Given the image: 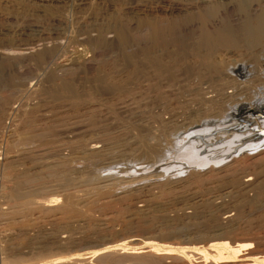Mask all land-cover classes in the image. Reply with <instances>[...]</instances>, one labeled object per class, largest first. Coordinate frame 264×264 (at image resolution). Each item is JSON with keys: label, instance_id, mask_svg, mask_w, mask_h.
Wrapping results in <instances>:
<instances>
[{"label": "rangeland", "instance_id": "1", "mask_svg": "<svg viewBox=\"0 0 264 264\" xmlns=\"http://www.w3.org/2000/svg\"><path fill=\"white\" fill-rule=\"evenodd\" d=\"M248 11L264 0H0V264H201L218 237L264 255V146L181 174L157 153L264 97ZM147 243L171 255L91 257Z\"/></svg>", "mask_w": 264, "mask_h": 264}, {"label": "bare ground", "instance_id": "2", "mask_svg": "<svg viewBox=\"0 0 264 264\" xmlns=\"http://www.w3.org/2000/svg\"><path fill=\"white\" fill-rule=\"evenodd\" d=\"M256 7H257V5H256ZM257 9H255V11ZM260 10L261 9H258V11H260ZM255 11H253V12H255ZM250 13L251 12L248 11V13L245 14V17L243 19V28H241V29L239 28V29H240L242 36L243 37L245 36V38L247 39L246 43L248 41L247 44L252 45L254 43L256 46L258 44V43L256 44L257 41H259V43H260V40L262 41L264 39V12H259V13L256 12L257 14H255V13L250 14ZM185 23H187V22L184 21V24ZM172 25L174 26V24H172ZM173 26H172V29H174V27L176 28V24L174 27ZM178 26H179V24H178ZM226 30H229V29H226ZM223 32H224V30H223ZM232 32H235V31H232ZM219 34H220V31H219ZM224 34L226 35L228 33H224ZM228 35H230V37H226V38L230 39L232 36L231 33H229ZM222 36L220 34L221 42L223 43L225 40L222 38ZM233 36H232V39H233ZM236 36H238V34ZM239 36H240V34H239ZM217 37L219 38V36H217ZM220 38H219V40H220ZM232 39H230V40H232ZM215 41L218 42V39L217 40L215 39ZM221 42H218V43H221ZM228 42H230V41H228ZM231 42L234 43L235 40H234V42H233V40ZM258 45H257V47H258ZM263 48L264 47L262 46V50H264ZM260 55H262V54H260ZM231 97H233V96L226 97V99L231 98ZM242 99H244V98H242ZM235 101H237V102L233 103L234 105L230 104L231 106H226L225 105L226 102L223 105H220L218 107V111L216 113L215 112L213 113L214 114L213 118H212V116L210 118L206 117L208 119L204 120V121H206L204 123L206 125L205 130L207 128H209L208 126H211L210 129H207L206 131L202 129L200 131L192 132V130L194 128H197V127H196V125L194 128L191 126L193 128V129H189V131L191 130V133L189 131H188L189 133H187L183 130L182 132H185L184 134L182 133L183 136H180V138H178V140L174 141L173 148H172L171 152H169V150L168 151L164 150L165 147H163V149H161L162 147L161 148L159 147L160 150L157 151L158 159H159V157H161V158L164 157L162 159H167V158L170 159V161L166 160V161H169L170 164H167V165L162 166V167L160 166V168H163V169H159V170L160 171L163 170L164 173H166V174L169 173L171 170L176 171V172L180 171L179 173L181 174V172L184 169L189 170V171L194 170V171L201 172L202 169H205L208 167V169L210 171V169L215 170L214 168H217L216 166H218V163L222 162V160H221V162H219V160L217 159L218 156H222L221 158L225 160V158H228L229 155L234 154L233 153L234 151L235 152L237 151L236 153H239V155L240 154L242 155L245 153L247 154L248 152L251 155L257 154V151H258L257 149H261L264 146V97H261V98L259 97L257 99L255 98V99L250 100V101L245 100V99L244 100L238 99ZM235 101H233V102H235ZM199 117H200V115H199ZM195 124H197V123L195 122ZM182 127H183V125L181 126V128ZM156 141H157V139H156ZM163 141H165V140H163ZM156 145H159V143ZM170 147H171V145H170ZM94 149H95V147H94ZM148 150H149V148H148ZM255 150H257V151H255ZM251 151H253V152H251ZM153 152H155V151H153ZM157 153H156V155H157ZM153 157H154V155H153ZM213 157H214V160L210 161L209 159L213 158ZM153 159H155V158H153ZM242 160H243V158H242ZM161 163H159V164H161ZM147 171H149V170H147ZM192 174H194V173L192 172ZM248 181H250V179H248ZM56 201H57L56 198L55 199L53 198L52 200H49V201H45L44 202L45 204H43V206L44 207H51L50 204L55 203ZM52 205H54V204H52ZM225 214H227V211H224L223 215H225ZM160 246H162V245H160ZM160 246H158L156 244L147 243V246L145 245V247H142V248L134 247V248L129 249V248H126L125 246L117 245V246H112V247H106V248H103L101 250H97L95 252L93 251L91 253V257L96 258L98 255H103L105 253L112 252V251L115 252L117 250L118 251L123 250L124 252H129L131 255L132 254L133 255H135V254L136 255L137 254L142 255L143 249H146V248H147L146 250H149V252L152 254L156 253L157 255L161 254L162 256L163 255L164 256L165 255H171V253L169 254L171 249L170 250H166V248L161 249ZM255 247L256 246H254L252 244H239L237 242H232V240L228 241L227 239H225V237H220V238L218 237V238L211 239V242H209L205 247H203V248L201 247L200 250L198 248H196L197 250L196 249L195 250L201 256L200 257L201 258V261H200L201 264H264V255H262L261 257H257L256 255H250L249 252H253L255 250ZM162 252H164V253L162 254ZM177 252H179V251H177ZM191 252H192V250H191ZM144 253H145V251H144ZM179 253L182 255V256L181 255L180 256L183 257L184 260H186V262L187 261L190 262L191 259L193 258V257L189 256V254H187V251H184L183 249ZM188 253H190V252H188ZM76 258L79 259L82 257L76 256ZM61 259H55L53 261L45 262V263H41V264H61V263H64L65 260L62 261ZM69 260H68V262H69ZM85 260L86 259L84 258L83 261H85Z\"/></svg>", "mask_w": 264, "mask_h": 264}]
</instances>
